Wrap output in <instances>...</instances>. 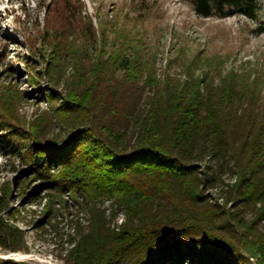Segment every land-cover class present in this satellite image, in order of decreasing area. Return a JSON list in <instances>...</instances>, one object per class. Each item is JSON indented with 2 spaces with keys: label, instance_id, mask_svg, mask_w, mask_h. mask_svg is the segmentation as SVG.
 <instances>
[{
  "label": "trees",
  "instance_id": "trees-1",
  "mask_svg": "<svg viewBox=\"0 0 264 264\" xmlns=\"http://www.w3.org/2000/svg\"><path fill=\"white\" fill-rule=\"evenodd\" d=\"M187 1L202 17L255 18L261 8L260 0ZM96 17L83 0H49L24 42L30 89L0 79V154L23 162L26 184L40 181L45 215L55 199L66 206V195L88 214L69 234L63 264H254L237 246L246 238L264 257V70L197 73L195 57L185 79H159L140 39ZM38 78L48 106L27 119L20 107ZM222 182L219 203L208 189ZM10 196L1 183L0 248L25 251Z\"/></svg>",
  "mask_w": 264,
  "mask_h": 264
},
{
  "label": "rangeland",
  "instance_id": "rangeland-1",
  "mask_svg": "<svg viewBox=\"0 0 264 264\" xmlns=\"http://www.w3.org/2000/svg\"><path fill=\"white\" fill-rule=\"evenodd\" d=\"M83 1L95 24L98 22L96 14H99L117 23L120 28L118 34H131L140 39L143 48L148 47L145 52L149 53L159 79L165 76L185 79L187 72L184 63L191 62L195 57L197 67H192V70L197 73L210 66L212 70L219 68L223 71L231 68L247 72L264 70V32L257 30L258 27H264V0H260L261 8L255 18L241 15L202 17L196 14L187 0ZM48 2L0 0V79H14L21 89H30L28 75L32 74L23 61L24 57L29 56L24 42L28 32L34 34L37 23H43ZM114 34L109 31V38L112 39ZM33 84L37 88L20 107V113L27 119L48 106L47 100L41 97V89L48 84L46 80L38 78V82ZM26 169L19 158L0 154V184L9 182L11 186L8 205L14 217L10 221L24 231L28 247L25 251L0 248V262L12 260L26 264H63V256L73 246L69 242V234L74 235L76 232L77 221L84 227L88 224V214L66 195V206L55 199L53 211L45 215L47 192L40 189V181L31 180L26 184L32 176ZM219 174L225 183L235 181L231 173L219 171ZM223 189L226 186L222 182L210 187L208 192L212 193L215 201L223 203ZM111 202L107 200L101 205L107 214L111 211ZM227 207L231 208L232 204L228 203ZM239 216L247 220L251 218L247 209L240 212ZM123 218V214H119L116 222H122ZM237 247L254 264H264V257L250 240L243 238Z\"/></svg>",
  "mask_w": 264,
  "mask_h": 264
}]
</instances>
